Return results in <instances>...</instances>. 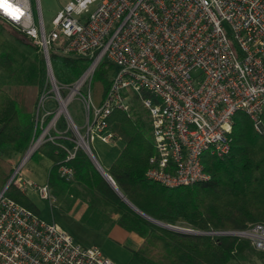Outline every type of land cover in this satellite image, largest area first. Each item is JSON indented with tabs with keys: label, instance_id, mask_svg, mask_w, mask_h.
<instances>
[{
	"label": "built area",
	"instance_id": "1",
	"mask_svg": "<svg viewBox=\"0 0 264 264\" xmlns=\"http://www.w3.org/2000/svg\"><path fill=\"white\" fill-rule=\"evenodd\" d=\"M0 18L25 34L44 56L48 89L38 100L35 129L28 150L0 191V264H115L99 246H83L55 221L6 196L9 186L57 202L48 183L25 175L33 155L73 126L79 147L115 142L109 125L114 111L130 113L141 105L149 117L155 154L147 178L166 188L207 182L208 157L230 153L229 134L238 114L264 129V0H73L47 28L41 0H0ZM88 60L71 84L56 78L52 56ZM102 63L111 67L110 87L100 104L93 98V77ZM84 108L81 135L69 106ZM73 183L76 171L59 169ZM249 241L264 253V224L245 230L202 233Z\"/></svg>",
	"mask_w": 264,
	"mask_h": 264
},
{
	"label": "trees",
	"instance_id": "2",
	"mask_svg": "<svg viewBox=\"0 0 264 264\" xmlns=\"http://www.w3.org/2000/svg\"><path fill=\"white\" fill-rule=\"evenodd\" d=\"M14 33L10 32L9 39L0 43V80L10 79L11 84L16 82L21 86L38 83L40 87L33 110H26L22 104L26 93L17 94L0 84V191L13 175L12 160L26 153L38 133L36 107L48 89L46 62L39 47L25 34ZM22 46L32 50L36 57H30ZM52 63L56 78L67 85L81 76L89 62L53 55ZM110 74L111 67L102 63L93 77L96 104L107 95ZM138 106L133 105L130 113L114 111L109 118L114 140L121 141L123 147L107 173L130 203L155 221L171 226L187 225L202 233L245 230L250 225L264 224V135L255 129L248 116L238 114L235 118L229 134L230 153L223 158L205 159V169L211 176L209 181L170 189L146 176L155 148L148 114L140 113ZM68 149L69 143L60 139L45 143L33 157L39 155L52 162L48 177L52 191L76 193L79 192L76 186L87 191L90 199L84 223L92 224L91 227L100 232L118 225L141 239L137 249L130 248L133 261L140 264H233L243 259L251 248L249 241L236 237L186 234L149 221L121 199L84 151L77 149L75 157L67 161ZM63 164L75 169L73 183L61 179L59 169ZM6 196L39 215L29 196L14 185L8 187ZM257 254L264 260V253Z\"/></svg>",
	"mask_w": 264,
	"mask_h": 264
},
{
	"label": "rangeland",
	"instance_id": "3",
	"mask_svg": "<svg viewBox=\"0 0 264 264\" xmlns=\"http://www.w3.org/2000/svg\"><path fill=\"white\" fill-rule=\"evenodd\" d=\"M71 1L73 0H41L42 11H43V15H44L47 28L51 27L52 20L57 15V13L61 10V8L66 6ZM15 31L16 30H14L12 27L7 25L5 22L0 21V43L5 41L7 38L9 39L10 32L14 33ZM22 48L26 52L29 53L30 57H34V58L36 57V54L32 50L26 48L25 46H22ZM59 81L62 84H66L65 82L61 80ZM11 82L12 81H10V79H7L6 82L3 79L0 80V84L6 90L10 91V89L12 88L14 91H16L17 94L18 93L22 94L23 93L22 91H24V93L26 94L24 95L22 104L26 108V110L28 109L33 110L35 106L36 95L40 87L39 84L35 83V84H28L26 86H21L19 83L16 84L15 82L14 84H11ZM21 96L22 95H20L19 98H21ZM93 98L96 103L98 99L97 94L95 95L94 93ZM69 111L72 117L74 118L76 125L78 126V130L80 134L83 135L85 131L83 129V126L85 124L83 106L81 105L79 101L74 100L69 106ZM138 111H140V113H143L147 116L146 111L142 108L141 105L138 106ZM57 132L59 133L58 135L61 134L66 138L72 137L71 138L72 140L75 139L73 140L74 142L77 141L76 139L78 137L75 131L73 130V126H68L67 124L60 125L58 127ZM262 134L264 135V131H262ZM57 141L58 140H56L55 142ZM74 142H69V149L71 152H73L75 150V147H77V144H75ZM90 147L93 152L92 155L97 159L99 164L102 166V168L107 173L108 166L117 158V156L121 152L123 143L121 141L103 143L99 140H96L91 143ZM78 149H81L82 151H84L86 155L92 161L90 157L91 153L88 152V150L84 146L79 147ZM23 156L24 155L18 156L12 160L11 163L13 164L14 168L19 165V163L23 159ZM41 160L42 158L39 155H36L31 160H29V162L27 163L25 167L28 174H29L28 170H30L31 167L38 166ZM27 172L25 173L26 177H27ZM36 173L38 174L37 171ZM40 173L44 174L43 171L42 172L40 171ZM39 181L44 182V178L40 177ZM22 193L29 196L30 200L39 210V215L43 220L48 221V222L55 221L58 225H60L63 229H65L81 245L99 246L103 254L107 258L112 260L115 264H140L132 260V253L130 251V248L133 247L134 240L132 236L129 235L122 228L116 227L109 234L100 233L92 229L91 227L93 226L92 224L88 225L87 223H84V221L81 222L80 220L77 219V217L74 214H69L65 210L60 209L58 204L55 206H51L49 202L41 200L35 194H32V193L27 194L26 192H22ZM173 227L202 233V232L196 231L192 229L191 227L187 225H183V224L178 225V226H173ZM257 253L258 252L255 251L251 247L249 251L244 255L243 259H240L239 261H235L233 264H264V260H262L258 256Z\"/></svg>",
	"mask_w": 264,
	"mask_h": 264
},
{
	"label": "crops",
	"instance_id": "4",
	"mask_svg": "<svg viewBox=\"0 0 264 264\" xmlns=\"http://www.w3.org/2000/svg\"><path fill=\"white\" fill-rule=\"evenodd\" d=\"M111 164L108 166L107 171L109 170ZM51 167H52V162L50 160H48L47 158H42V160L40 161L38 166L31 167L30 170H28L29 174H28L26 169H25L26 170L25 173L27 172V177L31 181H33L37 184H45V183H48L49 171H50ZM36 171L38 172V174L36 173ZM40 171L41 172L43 171L44 174H41ZM40 177L44 178V182L41 181L42 182L41 183L39 181ZM73 186H76V185H73ZM76 187L79 190V192H76V193L75 192L74 193L69 192V191L62 192L60 190H58V191L53 190L52 192L57 197V202L54 204V206L58 204L60 209L65 210L69 214H74L78 220L83 222L84 216L88 212V208H89L88 201L90 199V195L82 187H78V186H76ZM114 219L116 220L117 218L115 217ZM116 227H119V226L114 225L112 228H110L104 232H100V231H98V232L109 234ZM119 228H121V227H119ZM127 233L129 235H131L133 240H134V244H133L132 248L137 249L141 244V239L138 236L136 237L135 234H132L129 232H127ZM131 236H130V238H131Z\"/></svg>",
	"mask_w": 264,
	"mask_h": 264
},
{
	"label": "water",
	"instance_id": "5",
	"mask_svg": "<svg viewBox=\"0 0 264 264\" xmlns=\"http://www.w3.org/2000/svg\"><path fill=\"white\" fill-rule=\"evenodd\" d=\"M264 131V129L262 130ZM90 157L93 161V163L95 164V166L98 168L99 172L102 174V176L110 183V185L113 187V189L116 191V193L121 197V199L128 204L132 209H134L136 212H138L140 215L144 216L146 219H148L149 221L156 223L164 228H168L177 232H181V233H186V234H202V233H198V232H194L191 230H186V229H182V228H177V227H173L171 225H167V224H163L161 222L155 221L153 219H151L150 217L144 215L142 212H140L132 203H130L122 194L121 192L118 190L116 184L114 183V181L112 180V178L108 175V173H106V171L102 168V166L99 164V162L97 161V159L90 154Z\"/></svg>",
	"mask_w": 264,
	"mask_h": 264
}]
</instances>
